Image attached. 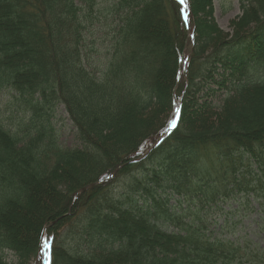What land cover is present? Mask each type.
<instances>
[{
	"label": "trees",
	"instance_id": "obj_1",
	"mask_svg": "<svg viewBox=\"0 0 264 264\" xmlns=\"http://www.w3.org/2000/svg\"><path fill=\"white\" fill-rule=\"evenodd\" d=\"M186 1L189 38L176 0L112 5L115 51L97 75L84 51L95 0H0V93L12 94L0 107V264H9L7 252L17 264L29 257L40 264H264V247L231 239L230 222L217 232V221L201 214L226 201L214 195L229 186L254 194L264 224V0H240L232 33L214 26L213 0ZM187 39L193 48L178 83ZM205 87L202 106L195 96ZM219 90L221 104L211 105ZM175 99L182 104L177 128L142 159L176 120ZM59 103L82 134V149L58 141ZM75 168L89 177L59 193ZM120 175L125 192L108 198ZM181 198L206 203L192 211ZM177 223L184 227L169 232ZM44 234L51 257L43 263Z\"/></svg>",
	"mask_w": 264,
	"mask_h": 264
},
{
	"label": "rangeland",
	"instance_id": "obj_2",
	"mask_svg": "<svg viewBox=\"0 0 264 264\" xmlns=\"http://www.w3.org/2000/svg\"><path fill=\"white\" fill-rule=\"evenodd\" d=\"M119 0H95L96 8L95 10L91 13V19L94 21L90 23L88 26L87 30L85 31V41L84 45L85 48L84 51L88 55V59L86 58V66L88 67L89 71L92 73H95L99 75L107 66L111 56L114 54L115 51V41H113L114 37V30L118 29L119 26V16H113L109 14L110 8L112 5L116 4ZM80 3L81 0H78ZM243 13V10L241 8V3L240 0H213V13L211 15L212 22L214 26H217L219 30L224 31L225 33L231 32L234 27H232L233 21H236L238 17H240ZM182 20H184L182 18ZM203 23L206 21L202 18ZM92 24V25H91ZM209 26L206 24L202 26L203 30L205 33H208L209 31L206 29ZM182 31V29H181ZM213 34V33H212ZM188 45V52L187 55L188 57H191L189 55L192 52L193 48V43ZM209 52H205L204 55H202L200 58H197L195 60V63H198L200 60L204 59L206 55H208ZM200 59V60H199ZM214 67L213 65H210L209 68ZM217 69V68H213ZM219 72V69L216 71L211 72L208 75V81L210 82L212 79H214L216 76V73ZM184 75V74H183ZM208 84V83H207ZM218 87V86H217ZM216 85H210V88L217 89ZM208 89V88H207ZM206 87L204 92L197 94L195 96L197 99H199V104L202 106H207L206 104ZM221 90L218 91L217 96L211 99V105L217 104L220 105L221 103L219 102L221 94ZM202 97L205 99H202ZM12 98V94L9 92H2L0 93V107L5 108L8 103H10V100ZM216 98V100H215ZM177 108H180L182 106L181 104V99L177 100ZM215 106V105H213ZM216 108V107H215ZM192 109V108H191ZM8 109L5 111L7 112ZM254 111L258 112L259 110L257 108H254ZM260 111H264L260 109ZM55 115L52 118V127H54L57 131V137L58 141L64 148H72V149H82L83 144L81 138L83 137L81 133H79L76 129L75 124H73L70 114L67 111V107H65L64 104H60L56 107L55 110ZM156 116L153 118H158L160 119V114L159 112L154 113ZM9 115V114H8ZM7 115V116H8ZM6 116V115H5ZM157 119V120H158ZM154 121L155 124L158 122ZM157 122V123H156ZM108 133V132H106ZM113 145V144H112ZM102 164L105 165L103 162ZM100 166V165H99ZM93 168L96 167V165L91 166ZM97 169V168H96ZM80 170V169H79ZM78 168H75V171H72L74 175L71 177H68L69 179L62 178L61 182L62 185L59 187L58 191L59 193H63L65 191L69 192L73 190L75 187L78 186V183L82 181H86V178L89 177L90 173H84L83 175L81 174L83 171H79ZM96 171V170H95ZM117 171H114L113 174L111 175V178L105 179L107 183L109 181H112L114 176L117 175ZM118 178V179H117ZM114 179V183L111 185V187L107 190L108 198L113 197H119V193L125 192L124 190H120L119 188V183H122L124 180L123 175H120ZM117 179V180H116ZM105 182V184H106ZM93 185L87 186V188L84 192H79V198H81V194L87 192V190L91 189ZM230 188L229 186H226L224 189H220V194L219 195H214L216 198L220 199H225L227 200H221L218 201L217 207L215 204H213L210 207L205 208V210H202L201 214L205 216V214H208L206 217L211 223L213 221H217V232L220 230V226H223L225 221L227 223H232L233 226H236L237 230L235 231L232 229V231H235V236H232L231 239L233 240H239V242L243 241H251L254 244H257L261 247H264V224L260 220V213L259 211V204L258 201L254 198V194L252 192L246 194L245 192H236L232 191L230 193ZM237 190V189H236ZM111 195V196H110ZM92 197H98V196H91ZM100 197V196H99ZM103 197V196H102ZM200 197V195L198 196ZM178 198V197H177ZM177 198L174 197L170 201V205H173L177 207ZM88 202H90V198H88ZM93 200V199H92ZM182 201V206L181 208H190L192 211H194L195 208L199 206V209L204 208V204L206 203L205 201L200 202V200H196V205L195 204H190V202H186L181 198ZM151 202L149 201V204ZM92 205V203H90ZM203 205V206H202ZM83 209V208H81ZM178 210L179 208H175ZM81 212V210H80ZM49 214V211H47ZM236 213V214H235ZM231 214V216H229ZM191 220V218H184L183 223L186 221ZM178 224V223H177ZM182 224L178 225H170L169 232L178 230V228H183L184 226H181ZM215 225H212V229H215ZM69 228H73L72 226H68ZM68 227H65L64 230L61 229L59 232V238L60 243L59 245L63 248L66 245V242L64 241L66 239V232L68 231ZM33 227L28 229V232H32ZM216 232V233H217ZM223 237H226L228 235L229 237V231L226 230L221 233ZM215 236V235H214ZM47 237V236H46ZM77 238H79L77 236ZM74 240V238H72ZM64 241V242H61ZM45 246L42 249V262L44 263L45 260L49 261L51 257V247L49 245L48 239L44 240ZM62 244V245H61ZM64 249V248H63ZM5 262L9 264H17L18 261L16 257L14 256L13 253L7 252L6 257H5ZM26 264H40V261L31 259V257L28 258V261ZM45 264V263H44ZM63 264V263H62Z\"/></svg>",
	"mask_w": 264,
	"mask_h": 264
},
{
	"label": "bare ground",
	"instance_id": "obj_3",
	"mask_svg": "<svg viewBox=\"0 0 264 264\" xmlns=\"http://www.w3.org/2000/svg\"><path fill=\"white\" fill-rule=\"evenodd\" d=\"M180 5H181V7H182V13H181V20H182V18L184 19V20H182L183 21V23H185L186 24V29H187V33H188V38L190 37V35H192L191 34V24H190V22H189V4L187 3V1L185 0V3H181L180 2V0H176ZM188 42H189V44H190V41H189V39H187V43H186V45H185V47H184V50H183V52H181L180 53V56H181V59H180V65H181V67H180V69H179V79H178V83H180V81H181V78L184 76L183 74H185V70H187V67H188V63H187V61H186V58L188 57V55H187V52L188 51H186V50H188ZM221 97V96H220ZM214 100V99H213ZM212 100V101H213ZM215 100H216V98H215ZM178 105V104H177ZM172 127H174L175 129L177 128V127H175V126H173L172 125ZM162 142H160V143H158V144H161ZM156 143H154L153 144V146L155 145ZM147 154V153H146ZM53 224H55V223H52L51 225H53ZM46 234H44L43 235V238H42V245H41V251H40V253H41V255H42V249H43V247L45 246V242H44V240H46Z\"/></svg>",
	"mask_w": 264,
	"mask_h": 264
},
{
	"label": "water",
	"instance_id": "obj_4",
	"mask_svg": "<svg viewBox=\"0 0 264 264\" xmlns=\"http://www.w3.org/2000/svg\"><path fill=\"white\" fill-rule=\"evenodd\" d=\"M179 120H177L178 123ZM172 131V130H171ZM171 131H169L167 134H165L158 142H156V144L154 145V147H156L158 145V143H160ZM87 188H84L82 192H84Z\"/></svg>",
	"mask_w": 264,
	"mask_h": 264
},
{
	"label": "snow or ice",
	"instance_id": "obj_5",
	"mask_svg": "<svg viewBox=\"0 0 264 264\" xmlns=\"http://www.w3.org/2000/svg\"><path fill=\"white\" fill-rule=\"evenodd\" d=\"M180 2H181V3H185V0H180ZM175 123H176V121L173 120V121H172L173 126H175Z\"/></svg>",
	"mask_w": 264,
	"mask_h": 264
}]
</instances>
